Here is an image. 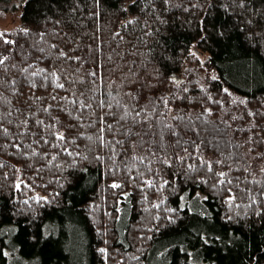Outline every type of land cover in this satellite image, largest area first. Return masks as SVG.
<instances>
[{
	"label": "trees",
	"instance_id": "trees-1",
	"mask_svg": "<svg viewBox=\"0 0 264 264\" xmlns=\"http://www.w3.org/2000/svg\"><path fill=\"white\" fill-rule=\"evenodd\" d=\"M21 1L0 29V264H264V0ZM193 47L205 85L182 80Z\"/></svg>",
	"mask_w": 264,
	"mask_h": 264
},
{
	"label": "snow or ice",
	"instance_id": "snow-or-ice-1",
	"mask_svg": "<svg viewBox=\"0 0 264 264\" xmlns=\"http://www.w3.org/2000/svg\"><path fill=\"white\" fill-rule=\"evenodd\" d=\"M166 2H167V0H166ZM96 4H97V5L99 4V0H96ZM240 6H241V7L244 6V4H243V0H240ZM128 23H133V21H128ZM201 25H203V20H201ZM202 30H203V28H202ZM21 31H23L25 34H27V32H28L27 29H22ZM40 35H41V37H43L44 33H40ZM221 35H222V33H221ZM0 39H3V43H4L5 45H15V44H16V41L7 39V38H6V34L3 33V32H0ZM201 39L203 40V39H205V38H204V37H201ZM53 47H55V45H53ZM193 54L195 55V53H193ZM60 55L63 56V57H65V58H69V57H67L66 54L63 53V52H61ZM8 59H9L8 56H0V65H4L5 62H6ZM69 59H71V58H69ZM75 59L78 60L79 57H76ZM201 64H203V61H201ZM23 71H24L25 73H27V72H28V69L25 68V69H23ZM43 72H44L43 69H39V70H37V71H35V72H31V73H30V76L35 77V76L40 75V74L43 73ZM91 75H92L93 77H96V76H97V73L94 71V72L91 73ZM48 78L59 79L58 77H56V73H55V72L47 73V75L45 76V79H48ZM171 79H172V81H173L174 83H180L179 81L176 80V78H175L174 76H173ZM212 79H213V80H216L217 77H216V76H213ZM13 83H14V82H13ZM33 86H35V85H33ZM56 86L59 87V88H64V85H63V84H60V83H58ZM186 90H187V89H185V91H186ZM223 91H224L225 93H228V89H226V88L223 89ZM229 94H230V93H229ZM53 99H55V97H53ZM62 99H67V97H64V98H62ZM209 99H211V97H209ZM71 103L75 104V103H77V101H76V100H73V101H71ZM79 103H80L81 107H87L86 105L83 104L82 101L79 102ZM162 103H163V105H164L165 108L168 107V101H167L166 99H163V100H162ZM49 107H50V106H49ZM45 110L47 111V109H45ZM141 111H143V109H141L140 111H137V112H136V116H137V117L140 116ZM169 111H171V110L169 109ZM205 111L208 112L209 114H210V112H211L210 109H205ZM125 115H128L127 111H126ZM177 118H178V117H173V119H177ZM179 119H182V117H179ZM24 123L26 124V121H25ZM37 123H38V124H43V121H37ZM48 127H52V126H48ZM105 127H106L108 130H110V131H111L112 128H113V126H112L111 124H107V125H105ZM166 127L171 128L172 126H171V125H166ZM104 130H105V128L102 127V128L100 129V132L103 133ZM3 131L6 133V132H7V129H4ZM173 134H174V135H177V137H179V134L176 133L174 129H173ZM55 137H56V140H57V141H64V140H65L64 134H63V133H60V132H57V133L55 134ZM99 139H100L101 141H103V135H101V136L99 137ZM250 139H251V138H250ZM44 142H45V143H48L47 140H45ZM177 142L179 143V139L177 140ZM108 143H113V142L110 141V142H108ZM122 143H123L122 141H118V140L115 141V144H122ZM15 146H16L17 148L20 147V145H18V144L15 145ZM57 146H58V145H56V144L53 145V147H57ZM133 147H134V145H133ZM199 148H200V145H196V150H197V151H199ZM65 150L67 151V149H65ZM249 150L252 151V149H249ZM185 151H187V149H185ZM33 154H35V153H33ZM68 154H69V155H72V153H70V152H69ZM115 154H116V153L114 152V155H115ZM53 159H55V157H53ZM97 159H102V158H101V157H97ZM180 159L183 160V159H185V157H181ZM133 160H135V157H133ZM141 162H143V158H141ZM163 162H164V163H167V164L169 165V167L171 166L170 163L168 162V160H167L166 158L164 159ZM202 163H203L204 165L207 166L209 172L212 171V162L202 160ZM216 163H221V161H217ZM0 166H2V165H0ZM133 166H134V165H133ZM189 167H192V166L189 165ZM215 175H217L218 177L221 178V179L218 180V184H229V185H230V184L232 183V181H231L230 179H228V180L224 179V178L227 176V173H225V172H218V173H215ZM145 183H146L149 187L153 186V181H146ZM167 184H168V181H166V180L163 181V183L161 184V188H163V187H164L165 185H167ZM20 186H21L20 183H17V184L15 185V187H16L17 190L20 189ZM120 186H121V185H119V184H117V183H113V184L111 185L112 188H119ZM228 191H229L230 195L228 196V198H227V200H226V203L229 205V208L231 209L232 206H233V202H234L235 199H236V196H235L234 194H231V188H229ZM197 195H198V194H197ZM42 199H45V198H43V197H38V198H37L38 201H39V200H42ZM183 199H184V198L181 197V200H183ZM204 199L207 200L208 197H204ZM250 199L252 200L253 203H255V198H254V197H251V196H250ZM24 203L27 204L28 202H27V201H24ZM160 203L162 204L163 201H161ZM153 207L159 208V207H160V204H155V205H153ZM235 207H240V205L237 204V205H235ZM182 208H183V206H182ZM182 208H181V210H182ZM168 211H171V212L175 213V212H176V209H169ZM261 214H262V213H261L260 211H257V212H256V215H257V216H260ZM155 219H156V220H159L160 217L157 216V217H155ZM232 219H233L232 216H227V218H226V222L231 221ZM168 221H169L170 223H175V222H176L171 216L168 217ZM148 230H149V231H153V229H151V228L148 229ZM156 230L158 231L159 229L157 228ZM33 239H35V237H33ZM148 239H151V237H148ZM200 239L202 240L203 244H205V245H207V244L209 243V237H207V236L201 235V236H200ZM219 239H220V237L217 236V237H216V240H219ZM99 251L105 255V258L107 257V251H106V249L101 248V249H99ZM0 254H2V255H4V256H8V255H9V253H8L7 251H4L3 249H0ZM188 255L190 256L191 253H188ZM137 259H138V258H137Z\"/></svg>",
	"mask_w": 264,
	"mask_h": 264
},
{
	"label": "rangeland",
	"instance_id": "rangeland-1",
	"mask_svg": "<svg viewBox=\"0 0 264 264\" xmlns=\"http://www.w3.org/2000/svg\"><path fill=\"white\" fill-rule=\"evenodd\" d=\"M16 1V9L11 11H3L0 9V29L2 31H11L14 27L20 25V11H21V0H14ZM191 56L187 60V71L186 74L182 75V80L186 79L187 77L195 82L199 81L200 85H205L207 81V77L209 78L212 73L207 68L206 60L209 57L208 52L202 51L196 48L191 49ZM195 53V55L193 54ZM203 61V64H201ZM180 74L178 73L176 76L177 81H180ZM181 80V81H182Z\"/></svg>",
	"mask_w": 264,
	"mask_h": 264
}]
</instances>
